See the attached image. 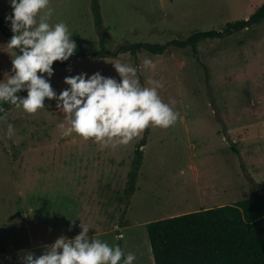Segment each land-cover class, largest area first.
<instances>
[{"label": "rangeland", "instance_id": "obj_1", "mask_svg": "<svg viewBox=\"0 0 264 264\" xmlns=\"http://www.w3.org/2000/svg\"><path fill=\"white\" fill-rule=\"evenodd\" d=\"M263 2L51 0L50 23L66 22L76 45L99 49L104 40L106 46L104 57L88 54L55 65L51 85L58 93L67 87L65 76L100 71L119 80L114 58L139 64L149 56L154 68L138 73L141 83L163 78L159 95L166 103L175 99L179 118L166 129L149 126L129 145L101 151L76 134L60 135L64 118L54 100L46 98L45 108L31 115L7 109V121L0 122V262L16 264L21 250L39 255L59 236L74 238L82 222L89 237L135 252L134 264H154L149 221L234 204L264 184V21L201 41L198 59L190 48L174 46L162 54L118 52L122 44L220 30ZM10 13L7 0H0L2 17ZM7 41L0 29V79L11 68L13 50L2 46ZM6 123L14 125L12 138L5 135ZM142 139L143 158L129 193Z\"/></svg>", "mask_w": 264, "mask_h": 264}, {"label": "clouds", "instance_id": "obj_2", "mask_svg": "<svg viewBox=\"0 0 264 264\" xmlns=\"http://www.w3.org/2000/svg\"><path fill=\"white\" fill-rule=\"evenodd\" d=\"M11 8L4 20L11 37L2 46L12 49L11 68L0 79V122L7 121L5 103L27 115L45 108V99L55 101L63 116L58 124L61 136L76 134L99 146V150L129 145L149 126L169 128L179 118L176 101L164 102L159 89L163 78H149L143 84L138 73L154 68L144 56L139 64L114 58L111 63L119 80L100 71L65 76L66 88L59 93L52 87L53 62L68 61L77 45L64 21L50 23L54 8L51 0H7ZM2 51V50H0ZM70 70V69H69ZM26 91V96L19 95ZM15 128L6 123L5 135L12 138ZM74 238L59 236L44 246L41 254L30 250L17 253L16 264H134L135 252H125L119 244L110 245L89 237V227L79 225ZM71 230V224L69 226ZM116 239H120L117 237ZM11 261V258H7ZM2 264V262H0Z\"/></svg>", "mask_w": 264, "mask_h": 264}, {"label": "trees", "instance_id": "obj_3", "mask_svg": "<svg viewBox=\"0 0 264 264\" xmlns=\"http://www.w3.org/2000/svg\"><path fill=\"white\" fill-rule=\"evenodd\" d=\"M262 21L264 2L248 18L228 22L220 30H197L184 39H173L166 43L139 41L122 44L118 52L131 55L140 51L162 54L174 46L190 48L192 55L198 59V44L201 41L225 38ZM0 29L9 40L12 33L1 14ZM88 54L104 57V40L100 41L99 49L78 44L68 61H54L53 67L68 65L74 59ZM26 94V91L19 93L21 96ZM3 107L7 110L12 106L5 103ZM144 144L142 139L136 150L127 182L129 193L135 190ZM248 177L255 182L251 175ZM146 230L154 264H264V184L258 185L249 197L234 204L152 220L146 224Z\"/></svg>", "mask_w": 264, "mask_h": 264}, {"label": "water", "instance_id": "obj_4", "mask_svg": "<svg viewBox=\"0 0 264 264\" xmlns=\"http://www.w3.org/2000/svg\"><path fill=\"white\" fill-rule=\"evenodd\" d=\"M10 255V254H9Z\"/></svg>", "mask_w": 264, "mask_h": 264}]
</instances>
